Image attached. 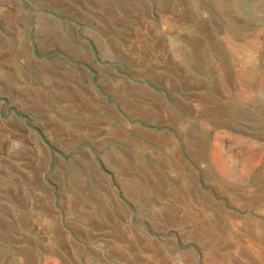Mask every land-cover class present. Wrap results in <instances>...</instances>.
<instances>
[{"label": "rangeland", "instance_id": "obj_1", "mask_svg": "<svg viewBox=\"0 0 264 264\" xmlns=\"http://www.w3.org/2000/svg\"><path fill=\"white\" fill-rule=\"evenodd\" d=\"M140 33L197 105L127 103ZM0 264H264V0H0Z\"/></svg>", "mask_w": 264, "mask_h": 264}, {"label": "crops", "instance_id": "obj_2", "mask_svg": "<svg viewBox=\"0 0 264 264\" xmlns=\"http://www.w3.org/2000/svg\"><path fill=\"white\" fill-rule=\"evenodd\" d=\"M142 35L147 36L144 41L131 40L129 43H122V46L129 59L125 69L136 74L139 87L141 86L146 90L145 92L150 94V97H146V94H132L129 92L124 95L127 103L140 109L142 112L154 111L156 109V101L151 98V92L153 91V93L162 94L163 96L166 94L177 96L181 102L188 101L191 104L197 105V100L191 96V93L207 95L208 90L206 87L203 88L202 86H186L184 78L194 77L202 82L207 79L206 75L203 74L200 69L198 70L194 66L191 67L183 58L176 55L175 52L169 48L170 42L168 41L167 36L157 37V39L163 40L165 46L163 52H159L155 49H152L151 51L142 49L146 47L151 49L150 46L156 44V42L155 44L151 43L152 38H148L150 37V34L143 33ZM168 59L170 60L168 61ZM151 74L159 75L163 78L162 81L156 82L152 80ZM51 78L54 79V77ZM113 107H115V110H124L123 107L118 105ZM165 110L167 111V109Z\"/></svg>", "mask_w": 264, "mask_h": 264}]
</instances>
